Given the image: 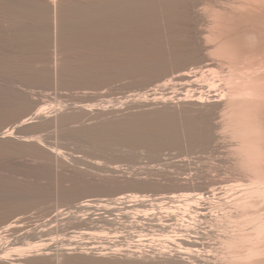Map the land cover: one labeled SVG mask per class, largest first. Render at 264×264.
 <instances>
[{"label": "bare ground", "instance_id": "6f19581e", "mask_svg": "<svg viewBox=\"0 0 264 264\" xmlns=\"http://www.w3.org/2000/svg\"><path fill=\"white\" fill-rule=\"evenodd\" d=\"M212 56L227 60L228 75L223 84L204 90L206 85L198 86L200 71L184 65L202 57L207 65L219 66V58ZM169 69L182 70L180 77L191 89L172 93L165 87L160 94L123 102L84 91L71 104L46 106L19 85L37 81L96 89L121 78L164 80ZM144 107L149 109L145 113L135 111ZM9 121L12 126L0 132V264H264V221H239L230 228L224 220L263 213L264 177L258 174L247 187L171 192L162 209L167 214L160 217L86 215L99 206L117 207L100 198L84 199L74 210H57L47 219L43 232L54 235L47 241L38 228L11 238L8 233L23 229L20 220H3L44 202L39 197H76L84 179L72 175L41 187L39 180L51 174L47 170L15 174L34 176V182L1 177L6 160L28 163L29 157L67 165L63 150H51L35 137L48 128L92 148L138 143L156 153L169 143L212 147L228 133L236 140L239 168L264 169V0H0V127ZM35 184L36 191L31 189ZM123 192L114 202L124 208L148 200L145 194ZM128 224L140 232L138 242L125 233ZM156 227L159 236L141 233ZM68 228H74L71 234L65 233ZM112 228L126 238L113 240Z\"/></svg>", "mask_w": 264, "mask_h": 264}, {"label": "rangeland", "instance_id": "374dc122", "mask_svg": "<svg viewBox=\"0 0 264 264\" xmlns=\"http://www.w3.org/2000/svg\"><path fill=\"white\" fill-rule=\"evenodd\" d=\"M216 57L217 56H212L215 60L219 58V60H217V62H219V66L211 67L207 65L205 61H202V57L195 62H190L184 65V67L188 68V70L197 69L200 71L201 75L198 76L199 82H197L199 83V87H204L206 85L205 88L202 87L204 90L212 85H218L219 83L223 84L225 82V75H228L229 63L226 62V59H222L219 56L217 58ZM239 65L241 66L242 64ZM171 70L172 71H170V69L168 70L169 72L165 76L166 78H163L164 80L152 78L136 82L130 80L131 78H121L114 83L104 84L96 89H82L79 87L70 88L55 84H44L37 81H32L28 86L19 85L21 88L23 87V89H27V91L32 94L33 98L41 99L42 104L46 106H56L60 103L71 104L81 98V94L84 91L90 93L101 92V94L108 95V97L119 98L122 102L143 93L150 94L155 91L160 94L165 87L168 88L167 91L172 93H186L189 91L192 86H190L186 80L181 79L180 76L183 73L182 70ZM215 78L217 81H214L216 80ZM212 80L217 83L215 84L212 82L213 84L208 85ZM218 81L220 82L218 83ZM164 84L166 85L164 86ZM148 110L149 109L147 107H144L135 111L145 113ZM12 124L13 123L10 121L6 122L0 127V132L4 131L7 127H11ZM26 127L27 126L20 127L19 129L20 131H23ZM223 134H221L220 139L215 144L216 146L214 145L207 148H189L183 142H180L179 144L173 143V145L172 143H169L163 146L157 154L152 148L138 143H133V146L130 147L124 145L122 142H119L114 146V148H92L86 146L79 140L65 137L62 132L56 130L55 128L45 129L37 133L35 137H41L47 144H49L48 148L51 150L54 148L63 150L65 153L63 160H65L67 165L61 167L56 164L38 162L29 157L26 158L28 163L23 161L25 158H18L15 161L6 160L1 163V177H15V174L18 171L31 174L36 172L39 174L42 173L41 170H47L51 174L47 179L43 178L42 180H39L40 182L38 185L42 183L41 187L49 185L52 180L57 181L61 179L63 181L65 179H69L70 176L72 177L73 175L77 176V178L80 177L84 179V185L82 187L85 186V188L81 187L82 190H79V188L74 194L76 197L74 196L70 200H61L56 196L54 197V195L51 197L44 196L45 200L44 197H39L40 199L43 198L42 201L44 202L41 201L42 203H39L38 205L36 204L26 210H22V213L20 212L17 215L13 214L6 217L3 220L4 223L9 221L16 222L17 220H20L17 225H20V228H23L15 233H8V235H13L11 236L12 238L23 234L28 229L32 230L38 228V230H41L39 235L42 236V240L47 241V239L54 236L47 235L43 232L44 229L48 228V226H43V224L47 222V219L55 214L57 210L64 209L67 211L68 208L74 210L75 205L88 198L103 199L102 203H108L109 207L116 206L117 208L108 209L104 208V206H99L96 210L94 208L87 211L86 215H138L140 217L144 215H147L146 217H148V215H150V217L156 215L157 217H160L161 215L167 214L166 211H162V209H167L165 197L171 194V192H187L191 191V189H187V187L198 188L208 185L219 186L235 184L240 185V187H247L256 180L254 179L255 175L258 174L259 176L264 177V169H260L257 173H255L249 170H241V168H239V165L236 163V140L228 133ZM116 166L118 167L116 168ZM16 177V180H20L22 183L27 180H30L31 182L36 180L34 176L27 178L23 175H18ZM131 181H133L132 183H134V186H129V184H132L130 183ZM261 182V184H263L264 179L261 180ZM125 183L126 185L128 184V186L124 187L121 192L124 191L123 193L127 194L136 193L148 195L146 203L136 204L133 201L128 202L127 205L130 206L127 208H124L125 205L123 204L117 205L114 202V199L117 195H119V193H121L117 188L119 185ZM107 184L112 186H107L108 188H106ZM1 185L4 187L5 184L1 183ZM38 185H33V188L31 187V189L34 190L35 188H39ZM67 185H70V183L67 182ZM65 186L66 185H64V187ZM13 189L17 190L16 188ZM10 190L12 191L11 188ZM45 190H47V188H45ZM13 192H15V195L19 194V196H22L21 198H24L23 193H18V191ZM26 198H29V196L25 195L24 199ZM130 219L131 218L129 217L126 223H128ZM249 219L252 221H264V211L262 214H232L228 217H224L226 224H228L230 228L235 227L236 223L239 221L245 223ZM128 225L129 226H125L123 228L126 230L125 233H129L135 242H138V234L140 232L135 231L130 224ZM105 228V230L109 231L108 226L105 225ZM113 228L110 233L113 240L122 241L126 238L127 234L125 235V233L121 232H117V235L120 236H116ZM73 229L74 228H68L65 233L71 234L70 231ZM99 229H102V227ZM160 232L161 231L158 227H156L153 230H144L141 233H149L150 235L155 233L154 236H159ZM68 237L69 235L65 236V238ZM18 246H23V244ZM221 249H223L222 251H227L221 247L218 248V251H221ZM228 253L230 252L228 251Z\"/></svg>", "mask_w": 264, "mask_h": 264}]
</instances>
